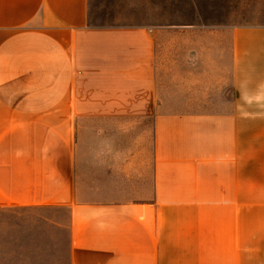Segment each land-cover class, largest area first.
<instances>
[{
  "label": "crops",
  "instance_id": "0c3cea01",
  "mask_svg": "<svg viewBox=\"0 0 264 264\" xmlns=\"http://www.w3.org/2000/svg\"><path fill=\"white\" fill-rule=\"evenodd\" d=\"M3 215L44 264H264V23L0 0Z\"/></svg>",
  "mask_w": 264,
  "mask_h": 264
},
{
  "label": "rangeland",
  "instance_id": "374dc122",
  "mask_svg": "<svg viewBox=\"0 0 264 264\" xmlns=\"http://www.w3.org/2000/svg\"><path fill=\"white\" fill-rule=\"evenodd\" d=\"M90 8L96 25L264 23V0H90ZM6 219L5 215L0 218ZM8 230L13 233L16 228L0 225V264H44L48 258L23 256L22 242L2 239Z\"/></svg>",
  "mask_w": 264,
  "mask_h": 264
}]
</instances>
